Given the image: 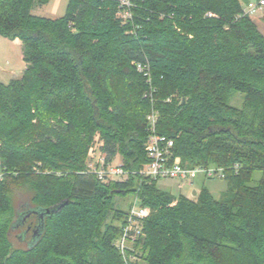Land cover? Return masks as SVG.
Wrapping results in <instances>:
<instances>
[{"label":"trees","instance_id":"1","mask_svg":"<svg viewBox=\"0 0 264 264\" xmlns=\"http://www.w3.org/2000/svg\"><path fill=\"white\" fill-rule=\"evenodd\" d=\"M49 1L0 0V36L22 43L26 64L21 79L0 82V264H132L114 246L129 213L115 200L128 194L152 211L144 264H264V34L239 18L250 1L133 0L127 25L117 0H69L58 19L31 14ZM134 62L150 66L151 84ZM152 113L174 141L172 164L225 170L221 199L176 198L135 174L150 162ZM97 133L126 181L86 173ZM16 187L31 197L18 209ZM63 201L39 238L27 232L37 216L16 229L24 211Z\"/></svg>","mask_w":264,"mask_h":264},{"label":"built area","instance_id":"2","mask_svg":"<svg viewBox=\"0 0 264 264\" xmlns=\"http://www.w3.org/2000/svg\"><path fill=\"white\" fill-rule=\"evenodd\" d=\"M133 0H117L116 17L122 22V25L132 23L133 15ZM264 11V0L250 1L242 11L239 18L248 17L255 18L259 12ZM209 18H215L216 15L209 14ZM133 33V32H131ZM136 71L143 75L148 84H151V69L149 65H143L137 62L133 63ZM149 137L145 143V152L150 162L144 165L138 172L140 176L150 178L154 181L162 180H177L181 183L192 184L199 177L205 180H224L225 170L219 167H196L188 169L182 167L179 163L172 164V148L174 141L157 134L156 126L158 115L152 113L148 116ZM103 143H97L91 151H99L98 155H94L89 163H86V173L95 176L102 183H109L114 180L126 181L129 173L124 170L123 164L115 165L114 162L107 161L106 154L101 150ZM233 169L238 172L239 165H235ZM38 172V169H35ZM4 174L1 172L0 161V181L3 180ZM176 203H173V206ZM151 211L147 207L140 204L138 198L133 202L126 223L123 225L121 235L114 241L115 248L122 256L130 262H134L138 258L136 247L138 246L143 232V222L149 217Z\"/></svg>","mask_w":264,"mask_h":264},{"label":"rangeland","instance_id":"3","mask_svg":"<svg viewBox=\"0 0 264 264\" xmlns=\"http://www.w3.org/2000/svg\"><path fill=\"white\" fill-rule=\"evenodd\" d=\"M255 1V0H249ZM56 0H52L49 4L45 7H41L38 5H34L31 10V14L37 17H44V18H61L66 15L67 12V2L64 1L63 7L59 10L58 13L52 12L53 5H55ZM264 18V11L259 12L255 18H252L253 22L257 24V28H259L260 32L264 34V27L262 25V20ZM21 46L20 44L15 43L11 39H7L0 36V82L3 84H8L13 77L14 73L21 72L25 65L22 60V53H21ZM22 75H17L16 80L21 79ZM240 96V95H239ZM241 97H238L232 104L236 107L241 106ZM97 143H103L100 139V134H95L93 141L91 142L87 156H86V163L91 161V158L94 155H98L99 151H91ZM115 165H119L123 163L121 156H117L116 159L113 161ZM257 179H261V173H257L255 175ZM112 182H119L114 180ZM158 189L167 193L172 194L176 198L183 197L188 200L193 199V192L196 191L200 194L203 190H207L210 192L215 199H221V196L227 190V182L224 180H205L203 177H199L195 183L188 184L174 180H162L157 182ZM30 195L28 192L22 190L21 188H14L12 192V199L15 205V208H19L20 206L25 205V203L30 202ZM135 196L132 194H128L127 196H123V198L118 197L116 198V203L121 206L124 210L126 209L128 212L131 208V204L135 201ZM176 203V202H175ZM21 209V208H20ZM151 211V210H150ZM152 211L148 218H146L143 222V226L145 222L151 217ZM15 235L20 238L21 233L20 231L15 232ZM136 253L138 254V258L134 262H130L132 264H144L143 260H141V254L143 253V246L138 245L136 247ZM138 262V263H137Z\"/></svg>","mask_w":264,"mask_h":264},{"label":"water","instance_id":"4","mask_svg":"<svg viewBox=\"0 0 264 264\" xmlns=\"http://www.w3.org/2000/svg\"><path fill=\"white\" fill-rule=\"evenodd\" d=\"M198 193L196 191L193 192V199L197 197ZM68 205V201H63L62 203L51 207L49 209H30L27 211H24L21 213L20 218L18 219V224L16 225V229H19L21 226L23 227L26 223V221L33 215L38 217V225L34 229V233L32 236L33 239L39 238L41 232L43 231L44 228V221L47 216H51L53 214L58 213L60 210H62L65 206ZM26 234L23 233L21 234L20 238L25 237Z\"/></svg>","mask_w":264,"mask_h":264},{"label":"crops","instance_id":"5","mask_svg":"<svg viewBox=\"0 0 264 264\" xmlns=\"http://www.w3.org/2000/svg\"><path fill=\"white\" fill-rule=\"evenodd\" d=\"M52 0H50L47 4H49L50 2H51ZM64 1H66L67 2V5L69 4V0H56V3H55V5H53V10H52V12H56V13H58L59 12V10H61V8L63 7V4H64ZM46 4V5H47ZM46 5H43V6H41V7H45ZM38 6H40V5H38ZM50 19H55V18H50ZM58 19V18H57ZM15 43H17V44H20V46H21V53H22V60H23V45H22V43L19 41V40H13ZM23 62H24V60H23ZM24 65H25V67H24V69L21 71V72H19V73H14L13 74V77H12V80H15L16 78H17V75H23V72L25 71V69H26V64H25V62H24ZM193 183H195V181L193 182ZM193 183H192V185H193ZM181 184H184V183H181ZM189 184V183H188Z\"/></svg>","mask_w":264,"mask_h":264},{"label":"flooded vegetation","instance_id":"6","mask_svg":"<svg viewBox=\"0 0 264 264\" xmlns=\"http://www.w3.org/2000/svg\"><path fill=\"white\" fill-rule=\"evenodd\" d=\"M34 229H35V228H34ZM34 229H32L31 227H28L27 232H28V233L30 232L31 235L33 236Z\"/></svg>","mask_w":264,"mask_h":264}]
</instances>
